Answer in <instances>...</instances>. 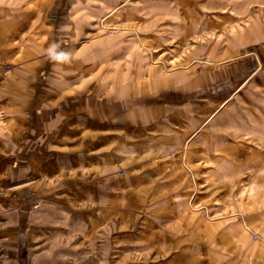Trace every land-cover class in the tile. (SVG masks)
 Returning <instances> with one entry per match:
<instances>
[{
    "label": "crops",
    "instance_id": "0c3cea01",
    "mask_svg": "<svg viewBox=\"0 0 264 264\" xmlns=\"http://www.w3.org/2000/svg\"><path fill=\"white\" fill-rule=\"evenodd\" d=\"M141 1L0 0V239L55 205L111 264H264V48L198 49L264 5Z\"/></svg>",
    "mask_w": 264,
    "mask_h": 264
},
{
    "label": "rangeland",
    "instance_id": "374dc122",
    "mask_svg": "<svg viewBox=\"0 0 264 264\" xmlns=\"http://www.w3.org/2000/svg\"><path fill=\"white\" fill-rule=\"evenodd\" d=\"M74 1L76 2V0ZM135 1L136 2L133 4L137 3V5H143L141 0L142 3L138 0ZM261 1L262 5H264V0ZM244 6L245 3L243 0H230V11L233 15L237 14V10L242 11L241 9ZM252 14L253 13H250V15ZM107 15L106 13L103 14L100 18V22L104 20ZM259 16L262 20V24L257 27H240L238 24H235L231 25L223 35L208 32L204 33V37L209 36L214 44L211 43L207 46V44L202 43L199 45L198 49L204 52L207 50L218 52L220 50L217 51V47H219V49L221 47L218 46L217 43L225 44L226 48L228 47L231 52H237L238 50L253 51L255 48L259 47L263 49L264 11L259 13ZM247 19L253 20L254 18H251L248 14ZM96 30L99 31L100 35H114L117 33L119 36H123L122 29L118 27H107L103 22ZM130 32L131 31H126V35H131ZM167 35L171 36V38L166 40L165 51L170 52L174 48V45L168 42L175 41L178 35V29H167ZM120 44L122 43L120 42ZM122 45L127 46L126 50L121 52H127V55L131 52L133 60H135L138 50L133 49V47L136 45L132 43ZM122 45H117L118 49ZM107 46L109 45L102 44L103 49L107 48ZM111 47L113 46L111 45ZM123 57H125V55H123ZM129 57H131V55ZM120 60L125 61L124 59ZM153 62H157V64L155 63L156 66H169L174 61H157L151 54L150 63L152 64ZM204 62L211 61L206 59ZM170 66H172V64ZM15 216H17L16 213H6L4 217V226H6V228L10 224L17 223ZM27 225L32 227L30 230L28 229V231L26 230ZM87 226L86 221L77 210L63 211L60 206H44L42 209L24 215L22 222L23 234L17 237V239L13 237L11 230L6 231L5 239H0V264H111L114 256L119 258L122 256L123 258L125 257L124 252L113 253L108 250L110 248L109 245H105L103 242L96 246L92 243L85 244L84 242H89L87 237L84 239ZM10 227L13 228L12 226ZM133 255L137 256L136 260L139 263H141L143 259L149 257V253L142 250L134 251Z\"/></svg>",
    "mask_w": 264,
    "mask_h": 264
},
{
    "label": "bare ground",
    "instance_id": "6f19581e",
    "mask_svg": "<svg viewBox=\"0 0 264 264\" xmlns=\"http://www.w3.org/2000/svg\"><path fill=\"white\" fill-rule=\"evenodd\" d=\"M114 11V10H113ZM110 15V14H109ZM105 27V26H104ZM108 27V26H107ZM116 29V28H115Z\"/></svg>",
    "mask_w": 264,
    "mask_h": 264
}]
</instances>
